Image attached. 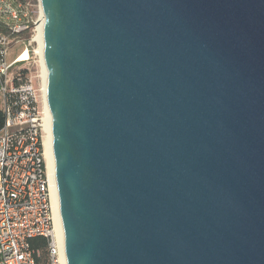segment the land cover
Here are the masks:
<instances>
[{"label":"water","instance_id":"1","mask_svg":"<svg viewBox=\"0 0 264 264\" xmlns=\"http://www.w3.org/2000/svg\"><path fill=\"white\" fill-rule=\"evenodd\" d=\"M68 264H264V0H39Z\"/></svg>","mask_w":264,"mask_h":264},{"label":"built area","instance_id":"2","mask_svg":"<svg viewBox=\"0 0 264 264\" xmlns=\"http://www.w3.org/2000/svg\"><path fill=\"white\" fill-rule=\"evenodd\" d=\"M38 11L39 16L27 0H0V109L5 119L0 130V264H68L64 232L55 221L47 156L49 118L37 53L41 4ZM21 46L10 61L12 50ZM25 52L28 59L20 60ZM36 238L46 240V258L43 249L31 246Z\"/></svg>","mask_w":264,"mask_h":264},{"label":"bare ground","instance_id":"3","mask_svg":"<svg viewBox=\"0 0 264 264\" xmlns=\"http://www.w3.org/2000/svg\"><path fill=\"white\" fill-rule=\"evenodd\" d=\"M41 17L42 20L39 22L38 25V37L37 40L39 42V48L37 53L41 56L42 59V69H43V78H44V98H45V106L46 111L49 118V129H48V138H47V156H48V163H49V170H50V178H51V189L53 193V199H54V207H55V221L58 231H62V219L60 215V206H59V196H58V189H57V182H56V174H55V157H54V151H53V137H52V130L50 125V109L47 102L46 97V88H47V71L45 68V60H44V37H43V11L41 8ZM29 57V53L25 52L21 55L20 60H27Z\"/></svg>","mask_w":264,"mask_h":264},{"label":"trees","instance_id":"4","mask_svg":"<svg viewBox=\"0 0 264 264\" xmlns=\"http://www.w3.org/2000/svg\"><path fill=\"white\" fill-rule=\"evenodd\" d=\"M21 75L23 78H26V76L28 75V70L27 69L21 70ZM4 123H5V119H4V116H3L2 111L0 109V130L3 128ZM31 246L34 249H43V257L46 258V254H45V250H44V248L46 246V240L45 239H43V238L33 239L31 241Z\"/></svg>","mask_w":264,"mask_h":264},{"label":"rangeland","instance_id":"5","mask_svg":"<svg viewBox=\"0 0 264 264\" xmlns=\"http://www.w3.org/2000/svg\"><path fill=\"white\" fill-rule=\"evenodd\" d=\"M27 1L32 5V9L36 10V15L39 16V11H38L40 6L39 0H27ZM23 48H24L23 46L14 48L12 50L13 56L10 58V61H12L19 53H21Z\"/></svg>","mask_w":264,"mask_h":264}]
</instances>
